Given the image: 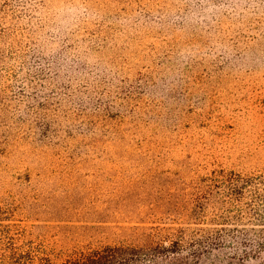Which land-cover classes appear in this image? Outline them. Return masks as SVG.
<instances>
[{
  "label": "rangeland",
  "instance_id": "rangeland-1",
  "mask_svg": "<svg viewBox=\"0 0 264 264\" xmlns=\"http://www.w3.org/2000/svg\"><path fill=\"white\" fill-rule=\"evenodd\" d=\"M217 171L264 173V0H0V229L60 261L202 226Z\"/></svg>",
  "mask_w": 264,
  "mask_h": 264
},
{
  "label": "trees",
  "instance_id": "trees-1",
  "mask_svg": "<svg viewBox=\"0 0 264 264\" xmlns=\"http://www.w3.org/2000/svg\"><path fill=\"white\" fill-rule=\"evenodd\" d=\"M194 189L185 216L202 226H134L124 241L76 249L60 261L43 238L19 241L3 228L0 264H212L222 250L231 260L264 264V173L212 172Z\"/></svg>",
  "mask_w": 264,
  "mask_h": 264
}]
</instances>
